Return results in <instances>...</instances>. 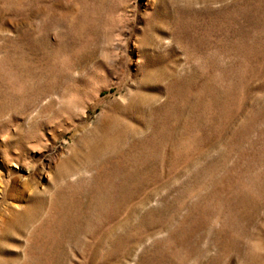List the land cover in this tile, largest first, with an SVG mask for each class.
<instances>
[{
	"label": "rangeland",
	"instance_id": "1",
	"mask_svg": "<svg viewBox=\"0 0 264 264\" xmlns=\"http://www.w3.org/2000/svg\"><path fill=\"white\" fill-rule=\"evenodd\" d=\"M0 0V264H264V0Z\"/></svg>",
	"mask_w": 264,
	"mask_h": 264
},
{
	"label": "clouds",
	"instance_id": "2",
	"mask_svg": "<svg viewBox=\"0 0 264 264\" xmlns=\"http://www.w3.org/2000/svg\"><path fill=\"white\" fill-rule=\"evenodd\" d=\"M177 3L181 7H199L200 4L198 0H177ZM10 33L5 30H0V37L9 35ZM251 251L253 255H264V245H261L259 242L251 243Z\"/></svg>",
	"mask_w": 264,
	"mask_h": 264
}]
</instances>
